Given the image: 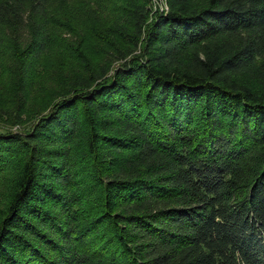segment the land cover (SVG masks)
I'll return each mask as SVG.
<instances>
[{
  "label": "trees",
  "instance_id": "1",
  "mask_svg": "<svg viewBox=\"0 0 264 264\" xmlns=\"http://www.w3.org/2000/svg\"><path fill=\"white\" fill-rule=\"evenodd\" d=\"M0 29V118L34 67L46 112L1 124L0 264H264V0H0Z\"/></svg>",
  "mask_w": 264,
  "mask_h": 264
},
{
  "label": "rangeland",
  "instance_id": "2",
  "mask_svg": "<svg viewBox=\"0 0 264 264\" xmlns=\"http://www.w3.org/2000/svg\"><path fill=\"white\" fill-rule=\"evenodd\" d=\"M160 6V10H165L167 9L164 5L163 2H159ZM158 9V8H157ZM152 10H156V7H153ZM1 31V29H0ZM3 34L0 33V61L5 63V60L7 59V53L8 51L4 49L3 45ZM118 65V64H116ZM42 68L37 67V68H33L31 73L28 74V76L30 75V80H29V89L31 91V96L33 97L32 100H29V106H30V110H26V112L24 114H22V118L21 121L18 124H9V116L8 117H1L0 118V128L2 127L1 124L3 125V127L1 128L2 131H8L10 133H15L21 136H26L27 132L31 129L32 125L37 122V119L40 118V116L42 114H39L37 112L38 110V105L31 102L34 100V98L38 95V93L40 92V84L39 81L41 80L42 76H41V71ZM41 76V77H40ZM8 70L7 68L4 67V65H2L1 69H0V96H2V99H8L10 97V95L8 94V90H9V86L8 84ZM42 81V80H41ZM33 104V105H32ZM9 109L6 107V109L2 110L1 113L7 112ZM20 146V144H18ZM18 154V153H17ZM14 160V159H13ZM16 162H14L13 164H15ZM14 175V172L11 173H3V175L0 177V207H2L5 203V199H6V191L7 188L9 186V184H11L12 182V177ZM103 243H107L108 246H110V248H112V244L108 241H103ZM112 250V249H110Z\"/></svg>",
  "mask_w": 264,
  "mask_h": 264
},
{
  "label": "built area",
  "instance_id": "3",
  "mask_svg": "<svg viewBox=\"0 0 264 264\" xmlns=\"http://www.w3.org/2000/svg\"><path fill=\"white\" fill-rule=\"evenodd\" d=\"M165 5V4H164ZM166 8H168L166 5H165Z\"/></svg>",
  "mask_w": 264,
  "mask_h": 264
}]
</instances>
